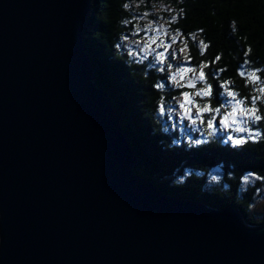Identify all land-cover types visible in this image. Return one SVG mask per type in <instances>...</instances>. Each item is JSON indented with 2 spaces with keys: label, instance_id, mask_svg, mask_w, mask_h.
Wrapping results in <instances>:
<instances>
[{
  "label": "water",
  "instance_id": "water-1",
  "mask_svg": "<svg viewBox=\"0 0 264 264\" xmlns=\"http://www.w3.org/2000/svg\"><path fill=\"white\" fill-rule=\"evenodd\" d=\"M95 0H0V264H264V224L160 191L85 28Z\"/></svg>",
  "mask_w": 264,
  "mask_h": 264
},
{
  "label": "trees",
  "instance_id": "trees-1",
  "mask_svg": "<svg viewBox=\"0 0 264 264\" xmlns=\"http://www.w3.org/2000/svg\"><path fill=\"white\" fill-rule=\"evenodd\" d=\"M136 6L142 15L166 7L162 15L172 19L170 28L186 43L189 65L205 74L197 88L210 86V96L198 97L186 86L172 87L169 62L159 68L152 58L138 62L124 50L122 39L132 35ZM85 36L95 83L110 95L121 118L138 160L136 172L171 197L219 210L237 207L249 225L264 224V215L249 209L264 186V118L253 126L254 138L239 145L217 135L220 131L208 130L226 89L247 101L264 98V0H95ZM186 93H192L201 108L212 109L201 113L199 122L206 130L201 140L164 125L162 107ZM257 107L264 117L259 98ZM248 175L255 178L254 185H244Z\"/></svg>",
  "mask_w": 264,
  "mask_h": 264
},
{
  "label": "rangeland",
  "instance_id": "rangeland-1",
  "mask_svg": "<svg viewBox=\"0 0 264 264\" xmlns=\"http://www.w3.org/2000/svg\"><path fill=\"white\" fill-rule=\"evenodd\" d=\"M132 9H134V11H139L137 6L132 7ZM165 13L166 7H153L148 15H146V13L142 15L141 11H139L138 14L135 15L136 19L133 22L134 25L130 29L132 35L125 34L123 36L122 45L125 47L124 50L138 62L147 61L152 58L154 62L153 66L159 68H164L167 62H169L167 72L170 79L169 83L172 87L176 89L186 86L198 92L197 85L203 82V79L199 76L200 70L197 71L195 69L196 71L194 72L184 71L181 73L182 69L194 68L189 65V57L186 54V43L170 28L172 19L162 15ZM173 77H175V79H173ZM228 91L231 90L226 89L224 91L225 95L222 100V108H219L220 111H214L212 114V126L209 127L208 130L214 134L220 131L217 135L223 136L224 140H229V142L234 145H239L248 139L254 138L256 133L253 126L257 120L253 119L252 113L244 111V109L253 107V99L247 101L237 94V99L244 101L243 104L237 105L235 101H232L231 97L227 95ZM231 92L234 91L232 90ZM191 94L188 93L191 103L185 99L184 94L183 96L174 98L172 104L168 105L167 108L162 107V115L165 117L164 125L167 127L171 126L173 130L178 129L187 134L190 133L191 137L195 134L197 135V137H195L201 140L206 134V130H204V127H202L199 121L202 120L201 113L207 112L197 111L201 106L198 105L194 95ZM262 94H264V92H262ZM262 97H264V95ZM258 98L259 101H262L264 104V98ZM258 98L256 99L258 100ZM257 100L255 102V108L257 109L255 114L260 115L259 108L257 107ZM111 102L113 103L112 99ZM182 104L189 109L188 112L185 111V107H181ZM222 109H224V111H222ZM225 117H227V119H225ZM193 120H195L196 123H193ZM121 127L124 132L122 122ZM237 140H240L241 143L237 144ZM136 168L137 165L135 167V172ZM137 174L140 175L139 173ZM212 175L214 178H218V172H214ZM255 181L254 177L248 175L245 177L244 185H254ZM249 209L253 215H264V186L259 190V195L257 194L254 198Z\"/></svg>",
  "mask_w": 264,
  "mask_h": 264
},
{
  "label": "snow or ice",
  "instance_id": "snow-or-ice-1",
  "mask_svg": "<svg viewBox=\"0 0 264 264\" xmlns=\"http://www.w3.org/2000/svg\"><path fill=\"white\" fill-rule=\"evenodd\" d=\"M174 40H175V38H174ZM201 45H202V47H203L204 49L207 48V45L203 44V42H201ZM203 67H207V65H203ZM184 71L194 72V71H196V70H195V69H186V70H185V69H182V70H181V73H183ZM240 75H241V76H245L246 74H245L244 72H241ZM249 75H250V76H255V73H251V74H249ZM199 76H200L201 79H204V78H205V74H204V72H203L202 70L199 72ZM173 79H175V77H173ZM261 91H264V89H261ZM211 92H212L211 87L206 85L205 88H204L203 90L196 92L195 95H196V96L205 97V96H210V95H211ZM227 95H228L229 97H231L232 101H235V103H236L237 105H241V104L244 103L243 100H241V99H237V94L234 93V92L228 91V92H227ZM185 99H186L189 103H191V99H190V97H189V95H188L187 93L185 94ZM255 102H256V98L253 97V101H252V103H253V107H252V108H248V109H244V111L249 112V113H252V114H253V119L258 121V120H260V119H262V118H264V117H261L260 115H256V114H255V113L257 112V109L255 108ZM181 107H185V105L182 104ZM185 111L188 112L189 109L185 107ZM197 111H212V109H210L207 105H205L202 109H201V108H198ZM214 111L219 112L220 109L217 108V109H215ZM225 119H227V117H225ZM192 122H193V123H196L195 120H193ZM208 123H209V127H211V126H212V120H211V118L209 119V122H208ZM250 135H251V134H250ZM256 135H259V133H257ZM236 143L239 144V143H241V141H240V140H237Z\"/></svg>",
  "mask_w": 264,
  "mask_h": 264
},
{
  "label": "bare ground",
  "instance_id": "bare-ground-1",
  "mask_svg": "<svg viewBox=\"0 0 264 264\" xmlns=\"http://www.w3.org/2000/svg\"><path fill=\"white\" fill-rule=\"evenodd\" d=\"M234 208H236V207H234Z\"/></svg>",
  "mask_w": 264,
  "mask_h": 264
}]
</instances>
